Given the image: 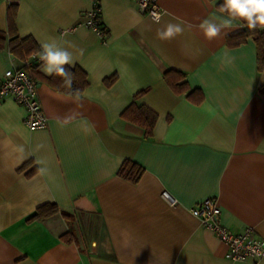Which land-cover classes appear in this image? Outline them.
Wrapping results in <instances>:
<instances>
[{"label":"crops","instance_id":"0c3cea01","mask_svg":"<svg viewBox=\"0 0 264 264\" xmlns=\"http://www.w3.org/2000/svg\"><path fill=\"white\" fill-rule=\"evenodd\" d=\"M218 1L156 0L158 25L136 0H98L99 34L86 24L92 0H0V30L15 5L17 34L40 47L55 38L72 53L65 66L80 67L88 82L73 96L52 87L40 66L32 78L42 128H28L27 109L0 99V264H264L227 257V245L191 211L212 198L224 226L253 227L264 238V69L252 39L227 45L240 22L205 38L203 20L227 17ZM167 22L184 31L161 41L156 30ZM23 64L0 49V83ZM168 70L184 73L189 91L172 90ZM143 90L137 102L158 115L149 137L120 117ZM192 90L200 102L187 96ZM126 159L144 168L136 183L117 173ZM44 203L71 220H28Z\"/></svg>","mask_w":264,"mask_h":264},{"label":"trees","instance_id":"16d2710c","mask_svg":"<svg viewBox=\"0 0 264 264\" xmlns=\"http://www.w3.org/2000/svg\"><path fill=\"white\" fill-rule=\"evenodd\" d=\"M224 0H220L216 3L215 7L218 11L227 15V13L221 11V5ZM16 14V6L11 5L7 13L8 20V29L7 31L0 30V49L7 47L8 50L20 61L24 63L28 62L29 58H32L33 63L27 65L23 64L22 68H25L31 76L36 80L40 78L38 69L42 64V61L36 62L34 56H37L41 47L36 42V40L30 36L20 37L15 29L14 18ZM241 24L242 21L237 20ZM102 25V23H101ZM252 39L256 46L257 54V70L264 69V29L257 28L255 30H249L246 26H242V30L231 34L227 37L226 42L228 46L234 47L240 44L245 43L248 39ZM72 73V84L71 87H68L64 83V79L59 76H48L45 80L58 91L73 95L79 96L87 86V75L84 70L78 66L69 67L65 66ZM163 78L167 84L174 90L176 93H184L189 91L188 84L184 81V73L177 70H168L164 73ZM115 77H110L105 79L107 84H110ZM260 93L264 94V84H261L258 87ZM140 91L135 95L134 100L122 111L120 117L130 123L140 126L143 129L144 137H149L152 135L153 129L155 127L156 121L158 119L157 113L144 104H139L137 102L138 96L143 92ZM196 90L190 91L187 96L193 99L195 102H200L203 99L202 94L196 99L193 98V94ZM118 175L126 180H129L133 183H136L140 180L141 176L144 173V168L132 161L124 160L118 169ZM57 213H60L62 217L67 220H71V214L59 210L58 206L54 203H44L37 207L34 214L28 220H44ZM62 237L66 241H72L74 236L70 233H65Z\"/></svg>","mask_w":264,"mask_h":264},{"label":"built area","instance_id":"2783aa9c","mask_svg":"<svg viewBox=\"0 0 264 264\" xmlns=\"http://www.w3.org/2000/svg\"><path fill=\"white\" fill-rule=\"evenodd\" d=\"M141 12L152 17L154 12L159 13L156 0H136ZM86 24L92 30L102 34L100 19V5L98 0H92V7L86 13ZM40 62L39 56H34ZM24 64L29 65V62ZM10 98L27 109L23 120L30 129L42 128L46 125V116L43 113L35 80L22 67H10L5 70L0 83V99ZM166 195V194H165ZM192 213L200 222L211 229L218 238L227 245L226 256L232 260H247L264 257V238L255 233L253 227H247L242 232L234 233L219 220L220 208L212 198L198 202Z\"/></svg>","mask_w":264,"mask_h":264},{"label":"clouds","instance_id":"9594fccd","mask_svg":"<svg viewBox=\"0 0 264 264\" xmlns=\"http://www.w3.org/2000/svg\"><path fill=\"white\" fill-rule=\"evenodd\" d=\"M221 11L227 13L226 18L218 21L205 19L198 27L209 41L220 36L225 28L233 27L234 21H242L240 26H246L249 30L264 29V0H224ZM162 17L159 13L152 14V22L160 24ZM184 31L182 23L167 22L156 30V38L161 41H171ZM42 61L41 70L49 76H59L64 79L66 86L71 87L72 73L65 65H73L72 53L60 46L55 38L49 42H41V50L38 53Z\"/></svg>","mask_w":264,"mask_h":264}]
</instances>
